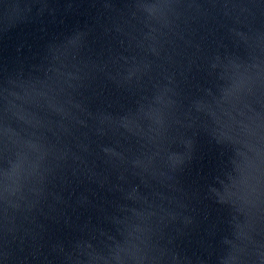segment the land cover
I'll return each mask as SVG.
<instances>
[{
	"label": "water",
	"instance_id": "water-1",
	"mask_svg": "<svg viewBox=\"0 0 264 264\" xmlns=\"http://www.w3.org/2000/svg\"><path fill=\"white\" fill-rule=\"evenodd\" d=\"M0 264H264V0H0Z\"/></svg>",
	"mask_w": 264,
	"mask_h": 264
}]
</instances>
